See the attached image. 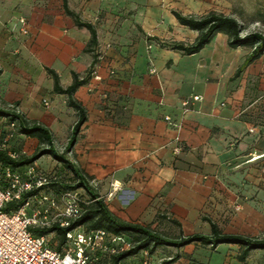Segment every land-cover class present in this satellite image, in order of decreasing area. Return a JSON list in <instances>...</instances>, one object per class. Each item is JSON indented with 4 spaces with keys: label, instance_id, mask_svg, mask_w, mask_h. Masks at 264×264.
I'll list each match as a JSON object with an SVG mask.
<instances>
[{
    "label": "crops",
    "instance_id": "obj_1",
    "mask_svg": "<svg viewBox=\"0 0 264 264\" xmlns=\"http://www.w3.org/2000/svg\"><path fill=\"white\" fill-rule=\"evenodd\" d=\"M65 2L95 28L93 51L85 49L90 31L76 25L64 0H0V101L48 129L125 221L164 213L189 234L209 235L203 217L236 233L227 222L250 226L264 215V56L236 74L249 51L229 46L224 33L192 54L172 48L198 31L181 25L163 0ZM47 68L62 87L91 68L74 93L87 118L71 145L77 112L53 90ZM196 94L182 114V100ZM166 115L180 118L181 128ZM182 248L170 264L191 263Z\"/></svg>",
    "mask_w": 264,
    "mask_h": 264
},
{
    "label": "trees",
    "instance_id": "obj_2",
    "mask_svg": "<svg viewBox=\"0 0 264 264\" xmlns=\"http://www.w3.org/2000/svg\"><path fill=\"white\" fill-rule=\"evenodd\" d=\"M64 7L66 12L74 17L77 26L85 27L90 31V39L85 49L86 51H93V47L97 44L95 28L91 23L80 20L76 14L70 11L66 6L65 0ZM171 12L181 25L198 31V35L192 43L172 44V48L181 50L184 54H192L199 51L212 39L215 34L219 32L227 35L229 46H245L250 48L248 55L240 68L237 70L236 74L239 73L248 63L259 58L264 53V33L251 31L242 34L243 28L238 20L233 16L223 13L209 12L205 15L195 17L193 15L182 14L176 10H172ZM47 70L54 82L53 90L56 93L65 94L67 96L68 106L72 107L77 112V120L72 127V134L69 139V145H71L74 142L81 125L87 118L85 107L81 104V102L74 98V93L77 88L83 85L91 76V68L84 76L81 77L76 72H73V80L66 87L61 86L59 77L53 69L47 68ZM0 116H9L10 118L18 119L22 132L29 137L38 139V145H41L31 154H22L16 157H11L5 150L0 148V163L10 165L14 169L22 170L25 166L34 164L41 156L49 154L60 162L68 163L69 168L73 172V177L75 178L74 183L64 185L63 187H66V190L81 187L90 195V199L88 201L84 199L85 202L81 204V213L70 223L69 226L59 227L54 225L49 228L33 229L34 234H48L54 232L57 236V248H59L60 244L63 243L65 239L64 233L67 229L76 226H83L86 229L104 228L112 233H121L133 242V246L129 250L118 254L101 256L96 264H116L119 259L137 254L143 249H147L149 253L152 254V252H154V250L160 245L182 247L193 243L210 246H217L223 243L236 244L239 248H241V251L238 254V258L240 260H244L249 251L252 249H264V239L223 232L214 221L207 217L203 218L210 224L211 233L209 235L201 233H191L187 235L182 234L176 240L164 239L146 226L128 222L119 218L110 211L105 201L89 183V178L76 171V169L72 167V165H70L65 158L58 154L55 146L53 145V139L48 129L41 126L36 121L27 119L23 114L17 113L15 110H5L0 108ZM4 135L5 134H3V136ZM52 185L53 181L50 184V187ZM7 208L9 207H6L5 209ZM157 216L168 218L170 222L181 226L180 222L176 218L169 217L167 214L161 213ZM179 256L180 254L176 252L173 257H170L165 260L164 263L160 264H170Z\"/></svg>",
    "mask_w": 264,
    "mask_h": 264
},
{
    "label": "built area",
    "instance_id": "obj_3",
    "mask_svg": "<svg viewBox=\"0 0 264 264\" xmlns=\"http://www.w3.org/2000/svg\"><path fill=\"white\" fill-rule=\"evenodd\" d=\"M20 20L25 24L24 18ZM21 30L27 32L25 27ZM200 98L196 94L183 99L182 114L192 101ZM165 119L177 130L181 128L180 118L166 115ZM9 137V134L2 136V146ZM175 139L178 140L179 136ZM180 150L179 144L173 148L175 153ZM7 154L16 157L11 152ZM53 179L48 174L36 172L34 164L18 170L0 163V264H96L101 256L122 253L133 246V242L124 234L112 233L104 228H69L59 248L56 247L57 242L55 245L49 244L45 239L47 234H34L33 229L69 226L79 216L81 204L85 202L79 189L61 193L53 191L50 187ZM116 187L112 183V188ZM235 209H240V206L236 204ZM116 264L160 262L155 261L147 249H143L119 259Z\"/></svg>",
    "mask_w": 264,
    "mask_h": 264
},
{
    "label": "rangeland",
    "instance_id": "obj_4",
    "mask_svg": "<svg viewBox=\"0 0 264 264\" xmlns=\"http://www.w3.org/2000/svg\"><path fill=\"white\" fill-rule=\"evenodd\" d=\"M165 5L172 10H176L182 14L193 15L199 17L209 12L223 13L235 17L243 28V32L258 31L264 33V0H163ZM243 50L249 51V47L240 46ZM264 56V53L261 55ZM264 61V60H263ZM0 108L5 110H15L21 113L16 104H5L0 101ZM3 134H9L8 141L2 146ZM41 146V145H40ZM39 145H35V140L25 135L19 125L18 119L9 116H0V148L7 152H11L16 156L22 154H31ZM59 155L66 159L68 151L55 145ZM34 163L36 172H42L54 178L52 190L61 193L66 190L63 187L67 184H73L75 178L73 172L66 162H60L53 156L45 154L37 159ZM71 165V164H70ZM77 171V170H76ZM89 183L97 191L96 186ZM81 197L86 201L90 199V195L83 188L78 187ZM99 194V192L97 191ZM100 195V194H99ZM118 197V196H114ZM103 199V198H102ZM118 199V198H117ZM104 200V199H103ZM106 203V202H105ZM171 217L170 215H167ZM244 221L235 220V224L226 223L227 229L231 226L237 229L236 233L243 236H251L264 239V215L256 216L253 223L247 226ZM140 225L148 227L150 230L167 240H176L182 234L187 235L181 226L169 221L168 218L155 216L152 220H141ZM81 228V227H79ZM45 239L50 245H55L57 236L54 232L48 233ZM186 247H176L170 245L158 246L152 255L158 259L160 263L173 257L176 252L186 249L187 257L191 261L189 264H264V249H252L249 251L244 260L238 258L241 248L238 245L219 244L217 246L202 245L200 243L187 244ZM191 250V252H190ZM188 251V252H187Z\"/></svg>",
    "mask_w": 264,
    "mask_h": 264
}]
</instances>
